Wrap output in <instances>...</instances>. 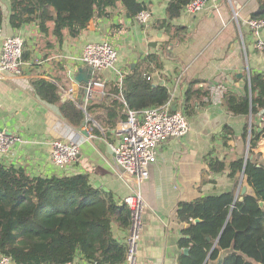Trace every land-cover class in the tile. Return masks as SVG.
<instances>
[{
    "label": "crops",
    "instance_id": "crops-1",
    "mask_svg": "<svg viewBox=\"0 0 264 264\" xmlns=\"http://www.w3.org/2000/svg\"><path fill=\"white\" fill-rule=\"evenodd\" d=\"M138 1L147 4L152 14L146 24L126 17L122 10L116 9L110 17L90 20L76 37L63 30V36L58 40L52 32L51 22L47 24L46 32L40 31L35 23L13 28L9 22L10 1L0 0V52L2 40L18 33L24 38L23 53L26 54L22 59L21 75L0 78V129L22 140L12 146L1 162L20 166L31 176L87 174L95 188L109 192L121 201L136 186L122 178L114 165L110 145L119 141V124L123 119L121 114H114L113 101L123 102L121 112L125 114L127 104L121 93L123 77L147 54H159L163 68L152 72L151 78L154 84L168 88L172 109H178L182 104L192 80L204 82L203 86L209 92L194 103L193 112L187 116V134L158 143L156 162L150 166L149 178L139 187L144 208L135 264H178L179 256L184 254L178 240L185 226L177 214L179 204L206 195H218L230 190L234 184L227 173L208 171L204 157L211 154L227 161L240 155L247 157L251 124L254 133L258 132L256 128L264 126L251 114L247 117L230 114L223 104L227 91L239 96L249 95L252 72L264 74V51L256 49L247 25L257 4L250 7L246 16L239 15L243 8L239 0H219L217 4L209 1L202 11L194 14L184 10L172 24L185 26L187 36L181 42L169 43L162 51L168 36L156 28L154 22L166 16L168 0ZM222 6L230 14L229 21L218 20L216 16ZM260 35L264 40V27ZM102 40L114 45L117 60L113 68L92 72L80 60L82 49L86 42ZM80 67L85 77L101 82L93 88L91 97L82 94L73 80ZM35 79L55 84L59 102L42 99L32 86ZM68 100L83 111L81 125L72 124L62 115L59 106ZM260 118L264 120V117ZM246 125L248 131L244 138ZM226 127L232 130V135L227 133ZM57 139H73L79 143L77 161L63 170L56 168L50 158L52 142ZM253 150L264 158V133ZM238 179L237 195H240L241 186L246 184L242 183V174ZM112 231L114 237L126 243L128 228L121 229L114 224ZM74 261L91 264L81 255Z\"/></svg>",
    "mask_w": 264,
    "mask_h": 264
},
{
    "label": "trees",
    "instance_id": "trees-1",
    "mask_svg": "<svg viewBox=\"0 0 264 264\" xmlns=\"http://www.w3.org/2000/svg\"><path fill=\"white\" fill-rule=\"evenodd\" d=\"M9 22L13 28L35 23L40 31L52 32L58 40L66 30L78 36L93 18L110 17L116 9L126 17L149 6L138 0H9ZM191 0H168L166 16L154 22L168 39L163 47L183 41L187 28L172 24ZM257 7L250 18H264V0H256ZM2 17L0 16V28ZM26 57L23 53L22 59ZM163 68L161 56L150 53L138 61L123 77L122 97L134 110L160 106L170 99L168 88L154 84L152 72ZM32 86L45 101L59 102L58 87L44 79H35ZM204 82L192 80L179 108L190 116L194 103L209 92ZM225 109L233 115L249 114L264 124V74L249 76V95L239 96L227 91L223 96ZM114 114L121 112L123 102L114 100ZM59 109L72 124L81 125L84 113L72 101L60 104ZM261 114V115H260ZM260 115V116H258ZM249 129L248 156L227 161L211 154L204 157L208 171L227 173L233 187L218 195H206L193 201L181 202L177 209L179 220L185 224L178 246L187 249L178 264L214 262L222 252V264H264V162L253 149L264 133ZM229 135L232 130L224 128ZM248 125L243 137H247ZM226 140V138H224ZM226 143V141H225ZM252 155V158L249 156ZM243 173L247 191L239 200L238 175ZM197 220V221H196ZM130 208L116 200L109 192L95 188L87 174L63 176H31L24 168L0 161V255H8L15 264H63L74 261L77 255L91 264H123L126 243L113 235L112 226L129 227Z\"/></svg>",
    "mask_w": 264,
    "mask_h": 264
},
{
    "label": "built area",
    "instance_id": "built-area-1",
    "mask_svg": "<svg viewBox=\"0 0 264 264\" xmlns=\"http://www.w3.org/2000/svg\"><path fill=\"white\" fill-rule=\"evenodd\" d=\"M217 4L219 0H191L185 5L187 13L202 11L208 2ZM236 8H238V5ZM150 10L139 11L134 19L146 24L151 19ZM247 25L255 39V47L264 51V40L260 32L264 27V18H249ZM24 38L18 33L6 36L1 43L0 78H8L22 74V55ZM117 50L107 40L86 42L80 57L81 62L92 72L113 68L117 60ZM101 82L90 79L87 83V97L92 96L93 88ZM171 101L160 106L134 110L126 106L125 118L120 122L119 141L110 145L115 168L118 174L136 187L121 201L130 208L131 222L126 239V264H135V255L141 233V216L144 202L140 196V184L149 178V169L157 159L158 143L166 138H179L189 130L188 118L183 109H172ZM21 138L0 129V161H3L12 146L21 142ZM79 155V143L76 140H54L50 152L52 164L63 170L74 164ZM0 264H15L8 255H0ZM63 264H78L75 261Z\"/></svg>",
    "mask_w": 264,
    "mask_h": 264
},
{
    "label": "water",
    "instance_id": "water-1",
    "mask_svg": "<svg viewBox=\"0 0 264 264\" xmlns=\"http://www.w3.org/2000/svg\"><path fill=\"white\" fill-rule=\"evenodd\" d=\"M78 73L79 74H77L76 77L73 78V80H74V82H76V85H79L78 87H79V90L82 92V94L86 95V97H87V82L90 80V78L88 76L87 77L84 76V74L82 73V67L79 68ZM59 94H61V93L59 92ZM256 130L258 132H261L262 128H256ZM249 158H252V155H250ZM242 175H243V173H242ZM245 192H246V185H243L240 188L239 200L243 199V195ZM259 205L261 207H263L264 202L263 201L259 202ZM186 251H187V249L183 250L184 253H186ZM224 257H225V252H222L219 255V257L217 258V260L214 262H211L210 264H222ZM206 261L207 260H205L203 264H206Z\"/></svg>",
    "mask_w": 264,
    "mask_h": 264
},
{
    "label": "rangeland",
    "instance_id": "rangeland-1",
    "mask_svg": "<svg viewBox=\"0 0 264 264\" xmlns=\"http://www.w3.org/2000/svg\"><path fill=\"white\" fill-rule=\"evenodd\" d=\"M239 2L242 4V7H243L239 13V15L241 16H246L247 13L249 14L250 7L254 8L257 4L255 0H239ZM216 16L218 20L222 18V19H225V21H229L230 19V14L227 12V9L225 8V6H222V8H220V14L216 11ZM260 160L264 162V158L261 157Z\"/></svg>",
    "mask_w": 264,
    "mask_h": 264
}]
</instances>
